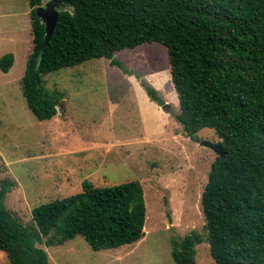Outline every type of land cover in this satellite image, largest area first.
<instances>
[{
  "label": "trees",
  "instance_id": "obj_1",
  "mask_svg": "<svg viewBox=\"0 0 264 264\" xmlns=\"http://www.w3.org/2000/svg\"><path fill=\"white\" fill-rule=\"evenodd\" d=\"M58 20L47 45L36 15L42 0H28L32 47L21 92L39 121L50 120L64 94L48 90L45 76L143 44L165 48L185 136L215 132L222 147L201 194L204 234L173 242L175 264H196L207 242L214 264H264V0H52ZM12 54L0 58L7 73ZM143 88L159 106L164 101ZM15 186L0 182V252L9 264H50L38 245L60 246L82 236L93 251L119 248L144 236L146 206L139 181L82 190L32 209L24 225L4 204Z\"/></svg>",
  "mask_w": 264,
  "mask_h": 264
},
{
  "label": "rangeland",
  "instance_id": "obj_2",
  "mask_svg": "<svg viewBox=\"0 0 264 264\" xmlns=\"http://www.w3.org/2000/svg\"><path fill=\"white\" fill-rule=\"evenodd\" d=\"M52 4L42 0V6ZM28 0H0V182L15 186L4 204L24 225L32 209L79 193L87 179L97 187L139 181L146 220L143 238L131 245L93 251L82 236L60 246L38 245L50 264H175V240L204 234L201 194L216 154L184 135L164 47L143 44L91 59L45 76V86L64 94L58 114L39 121L21 92L32 47ZM143 83L164 101H151ZM201 140L220 141L211 129ZM196 264H214L207 242L195 247ZM0 264H9L0 252Z\"/></svg>",
  "mask_w": 264,
  "mask_h": 264
},
{
  "label": "water",
  "instance_id": "obj_3",
  "mask_svg": "<svg viewBox=\"0 0 264 264\" xmlns=\"http://www.w3.org/2000/svg\"><path fill=\"white\" fill-rule=\"evenodd\" d=\"M52 4L44 5V6H38L36 7V15L42 20L44 26H45V40L41 49V52L43 48L47 45L48 41L50 40L54 28L56 26L57 20H58V11L55 9L57 4H54L51 0ZM194 142L199 143L201 146L205 148H209L212 150L215 154L221 155L223 154L222 147L219 144L216 143H210L204 140H201L199 137L193 138Z\"/></svg>",
  "mask_w": 264,
  "mask_h": 264
},
{
  "label": "crops",
  "instance_id": "obj_4",
  "mask_svg": "<svg viewBox=\"0 0 264 264\" xmlns=\"http://www.w3.org/2000/svg\"><path fill=\"white\" fill-rule=\"evenodd\" d=\"M28 4H29V2H28ZM29 8H30V6H29ZM30 11H31V8L29 9V13H28L29 17H30Z\"/></svg>",
  "mask_w": 264,
  "mask_h": 264
}]
</instances>
